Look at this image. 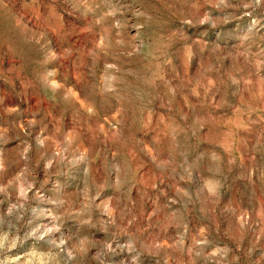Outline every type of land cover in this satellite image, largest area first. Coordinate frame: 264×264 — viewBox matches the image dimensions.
Masks as SVG:
<instances>
[{
	"label": "rangeland",
	"instance_id": "1",
	"mask_svg": "<svg viewBox=\"0 0 264 264\" xmlns=\"http://www.w3.org/2000/svg\"><path fill=\"white\" fill-rule=\"evenodd\" d=\"M0 264H264V0H0Z\"/></svg>",
	"mask_w": 264,
	"mask_h": 264
}]
</instances>
